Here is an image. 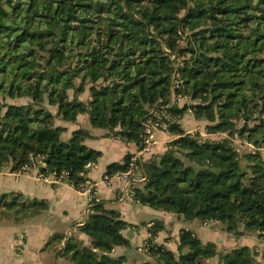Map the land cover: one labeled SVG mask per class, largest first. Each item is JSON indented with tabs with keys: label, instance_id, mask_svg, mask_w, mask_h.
Listing matches in <instances>:
<instances>
[{
	"label": "trees",
	"instance_id": "16d2710c",
	"mask_svg": "<svg viewBox=\"0 0 264 264\" xmlns=\"http://www.w3.org/2000/svg\"><path fill=\"white\" fill-rule=\"evenodd\" d=\"M174 96L188 101L174 103ZM154 110L174 139L139 163L145 181L135 200L264 238V0H0V172H21L33 158L41 174L66 173L78 189L102 152L86 145V130L64 139L67 128L57 121L87 114L93 128L141 148ZM189 112L207 134L223 138L188 133L182 120ZM236 140L253 150L240 155ZM131 158L109 165L106 175L127 172ZM45 206L0 194V217ZM130 226L119 211L95 204L80 228L91 245L70 237L60 255L72 264H124L126 257L111 254L132 247L123 234ZM163 230L155 222L146 240L156 264L216 257L256 264L254 249L218 255L188 229L180 230L175 252L156 242Z\"/></svg>",
	"mask_w": 264,
	"mask_h": 264
},
{
	"label": "crops",
	"instance_id": "0c3cea01",
	"mask_svg": "<svg viewBox=\"0 0 264 264\" xmlns=\"http://www.w3.org/2000/svg\"><path fill=\"white\" fill-rule=\"evenodd\" d=\"M57 124L67 128V132L63 135L64 139L78 130L74 123L66 124L57 121ZM196 124L200 130L202 125L197 122ZM156 136L160 140L159 144L151 154L144 156V161L153 155L163 154L167 144L174 139L173 136L163 132H158ZM88 140L86 145L101 151L102 157L94 167L89 169L87 179L97 185L98 197L102 203L107 204L106 208L119 211L122 219L131 225L123 231V234L129 239L132 247L114 249L111 254L113 257H126L124 264H149L152 261L156 264L154 259L141 249L150 237V227L154 226L155 222H160L164 230L155 240L158 244H163L175 252L180 230L188 229L193 231L203 244H215L218 255L236 248L249 247L257 254L256 264H264V238L260 237L258 232L242 230L244 232L242 235H235L224 231L220 223H201L198 220L187 222L175 214L157 211L133 201L119 200L118 190L124 186L123 182L114 175L112 176L113 186L109 187L103 180L107 167L118 163L109 153L111 140L97 139L93 141V144L88 143ZM114 140L123 148L132 145L124 143L119 138ZM137 149L136 146L135 151L130 150L128 154L133 156ZM105 155L107 159H104ZM37 175L36 169L22 174L11 173L8 170L0 172V194L15 193L21 195V201L36 199L47 203V206L41 209L21 210L17 207L6 211L0 217V264H52V262L57 264L58 261L61 264H72L60 255L68 239L75 237L84 246L91 245L90 238L80 231L88 216L86 213L88 205L80 192L67 183H57L54 176H49L48 182H45L37 179ZM139 215L148 218L141 220ZM56 235L62 237V240L47 246ZM210 264H219V258H213Z\"/></svg>",
	"mask_w": 264,
	"mask_h": 264
},
{
	"label": "built area",
	"instance_id": "2783aa9c",
	"mask_svg": "<svg viewBox=\"0 0 264 264\" xmlns=\"http://www.w3.org/2000/svg\"><path fill=\"white\" fill-rule=\"evenodd\" d=\"M177 77V75H175ZM176 87H178V82L175 83ZM188 101V98H184L182 96H174V103H185ZM145 132L146 136L144 137V140L142 142L141 148L138 147L137 152L132 156L130 167L127 172L118 173L116 174L117 177L123 182L124 186L118 190V198L121 201H133L135 203H138L135 200L134 194L135 189L141 186V184L145 181V178L143 177L139 163L144 161L143 158L147 154H151L153 152V149L156 147L159 142L156 140V134L158 132H163L165 134H168V126L166 122L164 121L163 117L161 116L160 112L154 110L151 112L150 117L148 118L146 124H145ZM193 134V133H191ZM204 136H215V135H209V134H202ZM250 147V150H253L252 145H248ZM38 165H41L40 162L36 163L35 160L31 159V164L26 165L21 172H18V174L27 173L31 171L32 169L38 170L37 179L43 180L45 182H48L47 176L40 173L38 169ZM95 164H88L86 166V171H89L91 167H94ZM67 174L64 173L60 178H56L55 180L59 184L67 183L64 180V177ZM104 183L108 185L109 187H112V176L105 175ZM68 184V183H67ZM70 185V184H69ZM72 186V185H70ZM74 187V186H72ZM75 188V187H74ZM76 189V188H75ZM80 192V194L83 196L85 203L88 205V208L86 210L87 215L90 213V209L95 204L101 203L98 193H97V185L92 183L90 180H86L85 183H83L80 188L76 189ZM153 227V226H152ZM152 227H150L152 229ZM150 229V230H151ZM149 249V245L147 242L144 243L143 248L141 249L142 252L146 253Z\"/></svg>",
	"mask_w": 264,
	"mask_h": 264
},
{
	"label": "rangeland",
	"instance_id": "374dc122",
	"mask_svg": "<svg viewBox=\"0 0 264 264\" xmlns=\"http://www.w3.org/2000/svg\"><path fill=\"white\" fill-rule=\"evenodd\" d=\"M89 98V92L86 91L84 94H82L80 96V100H82L83 102H87ZM180 104H184L183 102L180 103ZM183 125L185 127V129L187 131H192L191 133L193 134H196V133H199V134H206V129L204 127H201L200 130H198V127L192 114L189 112L185 115V117L183 118ZM75 126H77L78 129H83V130H86L88 131L90 134H91V138L88 140V143H91L93 144L94 140H106V139H109L111 140V144L109 146V153H111V158L113 160H116L118 163H122L123 162V159H124V156L126 154L129 153V151H135L136 149V145L135 144H132L130 147H122L120 146V143H118L116 140H114V138H112L111 136H108V131L106 130H102V129H96V128H93L90 124V119H89V115L87 114H83L79 117V120L74 123ZM203 138H206V139H212V140H219L221 138H223V136H204ZM156 140L159 142V138L156 137ZM168 145V144H167ZM235 147L236 149L239 151L240 155H244L245 153H248L250 151V147L243 143L242 141L240 140H236L235 142ZM105 158L104 159H107V156L105 155L104 156ZM242 163V166L244 167L245 165H247V162L244 161L242 159L241 161ZM107 204H105L106 206ZM15 214V213H13ZM137 217V216H136ZM139 218H142L141 220H146V218L148 217H145V216H142V215H139L138 216ZM52 264H55V262ZM57 264H61V262H57ZM149 264H154V262L152 261L151 263Z\"/></svg>",
	"mask_w": 264,
	"mask_h": 264
},
{
	"label": "water",
	"instance_id": "95a60500",
	"mask_svg": "<svg viewBox=\"0 0 264 264\" xmlns=\"http://www.w3.org/2000/svg\"><path fill=\"white\" fill-rule=\"evenodd\" d=\"M37 162H40V160H37Z\"/></svg>",
	"mask_w": 264,
	"mask_h": 264
}]
</instances>
